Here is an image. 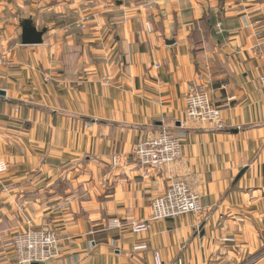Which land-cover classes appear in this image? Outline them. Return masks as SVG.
Listing matches in <instances>:
<instances>
[{"label": "crops", "instance_id": "0c3cea01", "mask_svg": "<svg viewBox=\"0 0 264 264\" xmlns=\"http://www.w3.org/2000/svg\"><path fill=\"white\" fill-rule=\"evenodd\" d=\"M120 1L16 0L19 41L0 66V264H19L7 240L45 226L61 240L47 264H264V0ZM25 19L48 29L42 45H22ZM201 86L225 130L187 118ZM163 126L181 160L141 167L137 145ZM174 180L203 212L135 234Z\"/></svg>", "mask_w": 264, "mask_h": 264}, {"label": "built area", "instance_id": "2783aa9c", "mask_svg": "<svg viewBox=\"0 0 264 264\" xmlns=\"http://www.w3.org/2000/svg\"><path fill=\"white\" fill-rule=\"evenodd\" d=\"M5 60L6 57L0 53V66ZM261 86L264 92V75L261 78ZM221 112L204 92L192 93L187 98L188 118L202 124H213L218 131L226 128ZM135 156L140 165L146 168L152 166L159 169L171 166L181 160L182 142L178 135L163 126L158 135L150 137L138 147ZM5 170V165L0 163V173ZM203 210L201 195L193 191L187 182L174 180L163 196L154 199L151 221L174 220L189 214H201ZM148 230L149 226L146 224L137 227L138 232ZM11 243L16 259L21 264H47L61 255L60 240L51 230H28L16 235ZM159 261L157 254L156 262Z\"/></svg>", "mask_w": 264, "mask_h": 264}, {"label": "rangeland", "instance_id": "374dc122", "mask_svg": "<svg viewBox=\"0 0 264 264\" xmlns=\"http://www.w3.org/2000/svg\"><path fill=\"white\" fill-rule=\"evenodd\" d=\"M17 2H16V0H0V53H2L5 57H6V54H5V51H6V49H8L9 47H10V44H12V42L13 43H16V42H18L19 40L18 39H15L16 38V31H17V29H18V24H19V19L21 20V18H20V16H23V14H18L17 13V4H16ZM11 7V8H10ZM222 28V24L221 23H219V24H217L216 25V31H219V32H221V29ZM152 30H153V28H152V24H150V23H147L146 24V31H147V33H152ZM5 63V62H4ZM3 63V64H4ZM2 64V65H3ZM1 65V66H2ZM157 69H160V65L159 64H155L154 65ZM209 83H207V85H208ZM197 92H204V93H206V94H208V96H209V98H211V95H210V91L208 90V86H201V87H199L198 89H196V90H194L192 93H197ZM191 93V94H192ZM190 94H188L187 96H186V98H185V104H186V116H187V118H188V115H187V98H188V96H189ZM215 104V103H214ZM216 105V104H215ZM217 106V105H216ZM219 108V107H218ZM221 111H222V109L221 108H219ZM221 117L223 118V120H224V116H223V112H221ZM224 123H225V120H224ZM213 125V124H212ZM226 129V128H225ZM225 129H223V130H225ZM214 130H216V129H214ZM222 130V131H223ZM216 131H218V130H216ZM161 132V130L160 131H158V133H156L154 136H156V135H158L159 133ZM180 138V137H179ZM150 139V137L149 138H147V139H145L144 141H142L140 144H138L137 145V147H136V150L138 149V147L142 144V143H144V142H146L147 140H149ZM135 153H136V151H135ZM182 157V156H181ZM135 158H136V156H135ZM137 159V158H136ZM113 161H114V163L116 162L117 163V159L116 158H114L113 159ZM137 162L139 163V161L137 160ZM0 163H3L4 165H5V167H6V170L4 171V172H2V173H0V176L1 175H3V174H5V173H7L8 172V170H9V166H8V163L7 162H5L4 160H0ZM115 163V164H116ZM139 165H140V163H139ZM141 166V165H140ZM141 167H143V166H141ZM143 168H146V167H143ZM147 168H151V169H156V168H153L152 166L151 167H147ZM159 169H161V168H159ZM164 195V194H163ZM163 195H161V196H163ZM160 197V196H159ZM156 199V198H155ZM154 201V200H153ZM153 203V202H152ZM151 217H152V215H151ZM118 223H117V222ZM151 222H153V221H151V219H150V221H148V222H143V223H139L138 225L136 224H134L133 226H132V231L135 233V234H139V233H142V232H138L137 231V227H139V225L140 226H142V225H144V224H146V225H148L149 223H151ZM114 223H117V224H115L116 226H113V224ZM113 226V227H112ZM123 225H122V223H121V221H119V220H113V219H111V220H109V222H108V228H110V229H117V228H121ZM28 230H35V231H43V230H51V232H53V233H55L57 236H58V238H59V235H58V232L56 231V230H54V229H51V228H49L48 226H45V227H37V228H29V229H27V230H24V231H21V232H19V233H16L15 235H13L12 237H11V239L10 240H7L6 241V243H5V247L6 248H11L12 250H13V247H12V243H11V241L13 240V238L16 236V235H18V234H23L24 232H26V231H28ZM1 239H4V236H1ZM59 240H60V238H59ZM60 247H61V240H60ZM140 247H145L144 249H146L147 247L146 246H138V247H136L135 248V250L136 251H141L142 249H138V248H140ZM14 251V250H13ZM261 257H262V254L260 255ZM256 259H258V258H256ZM256 259H254V260H256ZM17 260V259H16ZM157 263V262H156ZM157 264H160V261H159V263H157Z\"/></svg>", "mask_w": 264, "mask_h": 264}, {"label": "water", "instance_id": "95a60500", "mask_svg": "<svg viewBox=\"0 0 264 264\" xmlns=\"http://www.w3.org/2000/svg\"><path fill=\"white\" fill-rule=\"evenodd\" d=\"M116 4L122 5L123 2L120 0H116ZM21 28H22V45L23 46H37L42 45L44 43V36L48 32L47 28H44L42 30H38L37 26L33 22L32 19H25L21 22ZM169 45L175 44L174 41L168 42ZM0 95L5 96L6 93L0 90ZM242 172L240 176L243 174ZM239 176V177H240ZM38 264V263H33ZM43 264V263H42Z\"/></svg>", "mask_w": 264, "mask_h": 264}, {"label": "trees", "instance_id": "16d2710c", "mask_svg": "<svg viewBox=\"0 0 264 264\" xmlns=\"http://www.w3.org/2000/svg\"><path fill=\"white\" fill-rule=\"evenodd\" d=\"M263 251H264V250H263ZM256 256H257V255H255L254 259H256V258H259V257H260V256H257V257H256ZM252 258H253V257H252Z\"/></svg>", "mask_w": 264, "mask_h": 264}, {"label": "bare ground", "instance_id": "6f19581e", "mask_svg": "<svg viewBox=\"0 0 264 264\" xmlns=\"http://www.w3.org/2000/svg\"><path fill=\"white\" fill-rule=\"evenodd\" d=\"M18 262V261H17ZM19 263V262H18ZM19 264H21V263H19Z\"/></svg>", "mask_w": 264, "mask_h": 264}]
</instances>
